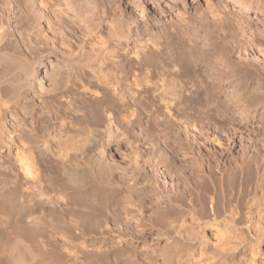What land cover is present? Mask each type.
I'll return each mask as SVG.
<instances>
[{"label":"bare ground","instance_id":"obj_1","mask_svg":"<svg viewBox=\"0 0 264 264\" xmlns=\"http://www.w3.org/2000/svg\"><path fill=\"white\" fill-rule=\"evenodd\" d=\"M21 1L0 0V264H111L126 236L141 250L132 264L157 247L160 264H264V173L259 161L213 166L203 152L215 141L204 121L213 84L197 79L188 41L156 20L128 22L136 12L116 16L115 0ZM117 1L136 10L142 0ZM231 1L237 13L256 9ZM223 20L207 49L230 75L224 100L238 113L264 106V62L253 64L264 55V23L260 34L254 21ZM150 100L180 116L183 165L152 143L143 154L130 138H161L140 123L141 113L167 122Z\"/></svg>","mask_w":264,"mask_h":264},{"label":"rangeland","instance_id":"obj_2","mask_svg":"<svg viewBox=\"0 0 264 264\" xmlns=\"http://www.w3.org/2000/svg\"><path fill=\"white\" fill-rule=\"evenodd\" d=\"M6 1L8 2V5H6L7 4ZM11 1H13V0H4L6 7H9L10 5L12 6ZM83 1L87 2L89 4H92V0H83ZM172 1H175V2H173L171 4V3H167L166 0H151V1L150 0H142L141 3L139 4V7L135 10L134 8L127 9L125 2L115 0V5L113 6V10L116 13V16H117V13L120 14L122 11L125 12L126 10H128L125 12L127 14V16H130L131 12H136L137 14H139L137 21L132 19L131 16L128 18L129 20L128 19L127 20H128V22H137V24L143 25V26L140 25V27L142 29H143V27L145 29L146 28L145 25H148L151 21L156 20V21H158V24L165 30H168V29L171 30L173 28L172 31L175 32V35H177L178 37L180 36L179 37L180 39L177 38L178 43H180L182 41L183 43H180V44H185L186 42H184V41H188V44H190V45H188L190 47V51L192 48V51L190 52V53H192V56L191 55L190 56L194 60L196 74L198 73L197 79L202 84H204V82L213 84V93L214 94L212 93V95L209 97V100L204 107V113H205L204 114V121L206 124V126H205L206 130L205 131H208L206 134H208V136L211 137V139H213V140L215 139V141L208 144V145L203 146L202 147V150H204L203 152L207 154L209 161L213 164V166L218 165V166H222L223 168H225V167L229 168V166L239 164L243 161V162H248L249 164H251V167H252L254 164H258V161H259L258 170L260 171V173H264V171H263L264 170V106L257 104V105L251 106V108H250V106L247 107V109H245L242 113L236 112L231 106L233 104L234 99L224 100L225 94H227V92H229L231 90V86H232L230 83V79L229 80L226 79V78H230V75H228L225 72H222L224 69L222 67L220 68V64L217 61L218 58H220V56L218 54H215V53L213 54V51H211V49H207V48H209V46L207 45L209 38L214 36L213 39H215V37H216V40L218 39L217 35H215V33H212L211 31H213L215 26H217L218 23L222 19H225V21L223 20L224 21L223 23H225L227 21L228 22L230 21V23H241V22H243V20L248 22V23H250V22L252 23V21H254L253 23L254 24L256 23L255 27L257 26L256 28L259 30V33L263 34L262 32H260V29L262 30L261 26L264 23L263 17L261 16L262 12H260L261 10L264 11V5H262L263 0L260 1L261 5L259 3H258L259 5L255 4V3H257L256 0H251L252 3L254 2L252 6L253 7L256 6L255 7L256 9H252L249 13H246V14L237 13L238 9H236V8H238V6L235 5L231 0H177V1L172 0ZM93 2H94V0H93ZM21 3L23 5L25 3L24 0H22ZM232 8H234V9L232 10ZM168 10H169V12H168ZM255 11L257 12V14H254ZM253 16L262 17V20L259 21V19H255V18H253ZM258 25H259V27H258ZM213 41H211L212 44H213ZM213 48L215 49L217 47L213 46ZM33 51H34V49H33ZM208 53H210V54H208ZM28 54L30 55V53L27 52V57H30L31 55L28 56ZM237 55L238 54L236 53V57H237ZM251 55H252V53L250 52L249 58L253 61L252 58H253L254 54L252 56ZM255 55L258 56L257 57L258 59L255 62L253 61V64H257V65H259L258 63L262 64L264 62V55L263 56H259L258 54H255ZM203 56L204 57L210 56L211 57L210 59H212V61H211L212 63H208V61H205ZM234 56H235V54H234ZM262 58H263V60H262ZM209 64H213L215 66L214 71H213L214 72L213 74H215V75L207 72V69L209 68ZM219 68L223 69L221 71V73H219V71H220ZM202 76H203V78H202ZM222 76H224V77L222 78ZM226 76H228V77H226ZM208 81H210V82H208ZM226 81H227V83H226ZM150 97H149V99H153ZM150 101L152 103H154V105L157 104V102L155 100H153V101L150 100ZM148 103H149V100H148ZM157 106H158V104L156 105V110L158 108L157 111L159 113H161L165 116L167 115L166 116L167 122L165 123V126H161V125L155 126L154 123H152L153 121L151 120L152 121L151 122L149 120L152 117H148L149 118L148 119L146 117L147 115L145 116V114H143V113H141L142 115L140 114V123L143 124L142 125L143 127L145 125L144 128L146 130H148V129L153 130L157 134L159 132V134L161 136V138L159 137L160 140L158 138L155 139L154 137L150 138V136L149 137L145 136V138L143 136V137H141V139L139 138V140L134 138V136L130 137V138L131 139L133 138V141L136 140L134 142L137 143L136 145L138 148H140L141 151L144 150V152H142L143 154L145 153V151L149 150L148 149L149 148L148 143H150V144L152 143L154 145L155 150L158 152V154H157L158 156H160V154H163V156H164V154H166L172 158L171 166L175 165V167H176V166L183 165L184 163H182V159H184V156L181 154L180 155L177 154L179 152H176V150H178V149H175V147L178 146L176 144V142H177L176 139H178V137L181 138L183 135H185L183 133L184 124L182 125V122H181L179 115H177V114L171 115V113H169V116H168V114L166 113V111H164V109H162V107H160V106L157 107ZM217 106L219 107V109ZM147 107H150V106L147 105ZM146 118H147V120H146ZM178 119H180V120H178ZM136 128L134 129L135 135L138 134V129H136ZM165 132H166V134H165ZM179 134L181 136H177ZM175 137H177V138H175ZM173 138H174V140H173ZM157 141H159V142L161 141V142L159 143ZM172 141H175V144ZM155 142H157V143H155ZM163 146H164V148H163ZM4 155H5V153L0 154V157H1L0 162L2 161V156L4 157ZM172 155L175 157H173ZM244 157H245V159H244ZM173 161H174V164H173ZM154 165L155 164L152 163V167L159 172V173H157L158 176H157V179L155 181L158 182L159 184L161 183V185H162V183L165 181H164L163 175L161 174L160 166L156 165L154 167ZM256 171L257 170H255V169L253 170L254 176H256L255 175ZM253 183H254V181L252 182L251 185H249V189H250L251 193L254 192ZM145 214L147 216V217L145 216V219H146L145 221H146V224L149 226V224H152V222H150L148 220V216H150L151 211L146 210ZM153 217L155 218V215ZM124 218H126V217L124 216ZM238 225H237L238 226L237 228L239 230L238 229L237 230L239 233H241V237L245 240H248L250 238V234L245 229H243L241 227V224H238ZM261 226H263L262 229H264V223H262ZM243 231H244V233H243ZM246 236L247 237L249 236V237L246 238ZM125 238H128L127 246L129 247V248L127 246L122 247V250L124 252L123 254L125 256H122L123 254L120 252L119 253H116L117 251L114 252V254L110 258L111 264L112 263L113 264H119V262L122 263L123 261L125 263L132 264V263L126 262V260L127 261L130 260V258L132 256H135L136 258H138L137 256L139 255V253H141V250H139L140 249L139 245L135 244L134 242H131L129 239V236H126ZM119 240L120 239H118L116 236L114 237L115 242H120ZM56 247H57V245H56ZM128 249H129V251H128ZM155 249H156V252L154 254H156V255L151 256L150 257L151 259L150 258L148 259L149 262H148V260L142 259L140 261V263L141 264H160V262H159L160 258L158 257L159 256V253H158L159 248L157 247ZM124 250H126V251H124ZM128 252H129V254H128ZM113 256H114V258H113ZM237 260L238 261H236V263L238 264L239 258ZM145 261H147V262H145ZM190 262H191V264H202L203 262L205 264V261L198 262V260H196V259L195 260L191 259ZM136 263L139 264L138 261L134 260L133 264H136Z\"/></svg>","mask_w":264,"mask_h":264}]
</instances>
